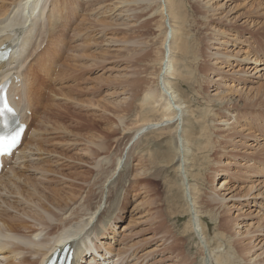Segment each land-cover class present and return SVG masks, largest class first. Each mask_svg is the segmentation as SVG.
<instances>
[{"label":"bare ground","instance_id":"obj_1","mask_svg":"<svg viewBox=\"0 0 264 264\" xmlns=\"http://www.w3.org/2000/svg\"><path fill=\"white\" fill-rule=\"evenodd\" d=\"M0 1L2 2L0 47L6 44L12 48L10 59L0 65V84L10 81L9 89L13 105L27 126L21 146L11 156L4 158V168L0 174V255H3V258H9L5 264H45L53 251L59 247L62 248L65 244H69L74 250L72 264H126V260L121 255L132 251L135 253L137 249L127 244L120 245L115 236L112 237L116 235L118 223L122 221L120 214L123 210L119 209L118 204L123 193L121 191L123 186L119 185L120 181L122 182L121 179H117V182L115 180L113 184L111 182L121 168H124L123 165L126 164L125 161L129 152L131 153L132 146L138 143L140 137L153 130L171 129V127L174 129L173 134L176 135L177 153L173 164L176 165V172L181 177L190 226L201 246L203 264H225L209 246L206 227L202 224L197 208L196 199H198L199 191L196 183L189 181V177H193L192 170L195 168L193 162L203 154L204 148L199 145L200 137H197V124L200 121L192 116L187 94L180 87V80L186 77L195 83H207L214 88L215 93L213 95L210 93L211 102L226 109L222 110L225 116L219 122L224 132L220 136L227 133V136L220 139L222 141L224 138L221 155L233 159L238 166L235 170L230 166L229 160L223 161L222 168L214 174L215 182L220 179L218 184L221 185L216 186L214 193H211V201L223 207L235 219L236 233L233 240L239 236H243L241 238L256 236L255 240L249 241L253 247L250 251L252 257L249 258L248 263L254 262V259L264 254V137L259 136L258 133L252 134L254 126L264 130L262 114L264 112V53L252 45L256 28L264 31V28H258L264 27V9L261 4L256 3V0H192L204 13L212 16L213 25L210 28L212 32L204 41V50L201 51L198 47L191 48L188 41L182 38L186 34L181 35L182 30L180 28L174 30L176 27L171 24L169 8H179L180 1L164 0L165 8L162 10H167L164 12V23L170 31L162 42L163 62L158 79L160 92L152 89L145 92V103L151 104L148 110L155 112L157 119L141 125L136 135L129 138L117 159L116 168L102 186L104 191L101 196L94 199L99 201L90 204L88 209L90 214H87L89 218L84 220V215L79 214L81 211L75 214L72 208L82 199V193H79L77 189L80 188L77 180L87 185L89 183L87 176L90 175V171L85 174L80 172L66 174L64 168L58 171L48 169L47 161L45 163L41 161L45 159L41 153L43 145L49 142L48 139H42L40 134V136L36 134V137L30 141H27V138L33 125L36 126V132L40 127L43 128L42 133L46 136L49 133V124L53 120L50 117H43V127L39 119L41 111L47 109L43 103L45 95L43 86L46 88L51 85L52 80L61 82L63 77H68L66 75L68 70L72 71V75H76L77 71L83 69L85 72L84 69L93 68L96 63L95 54L85 55L86 51L81 48L76 50V55L71 56V50V55L67 53L68 56H66V43L55 40L58 32L65 33L66 30L64 25L65 28H60L59 31L57 23L64 22L63 14L71 12L64 11L60 6V0ZM115 1L114 6L120 11L118 16H123L126 10L122 9L128 6L127 0ZM138 1L144 2V0L131 2L136 4ZM79 2H86L87 7H90L92 21L88 22V31L91 35L93 30L97 35V0H78L77 6ZM149 5L157 6V0H149ZM241 8H244L245 12L237 14ZM129 14L130 12L128 17ZM205 18L209 20L208 16ZM174 32L176 39L180 41L181 56L177 63H172L170 60L175 43ZM78 33L76 29L75 35ZM245 33L251 35L246 37ZM111 43L114 45L115 42L112 40ZM91 45L93 49L96 48L95 41H92ZM84 60L88 62L76 65V62ZM70 62L74 64L70 66ZM188 63H191L193 67ZM181 64H185V67L180 66ZM208 65H212L213 68L210 74L203 75ZM182 68L187 72H183ZM127 94L130 97L133 91L127 90ZM94 105L97 108V104ZM213 152L218 156V151ZM241 152L247 156H241ZM254 152L259 153L261 157ZM97 155V150H92V158ZM127 165L129 164H126V167ZM71 168L69 166L68 169ZM241 176L257 178V180L248 188H244V186L241 187ZM110 185H114L113 197L105 201L107 206L105 204L102 208L105 188L108 189ZM90 195L91 191L87 194L88 200L91 201ZM246 207H253L252 211L249 212ZM70 212L71 215L68 216ZM235 213L236 216H234ZM73 215L76 217L73 218ZM253 220L257 222L253 223ZM125 237H122L121 244L125 241ZM112 240H115L120 248L110 245ZM256 240L260 242L255 244ZM164 242L159 243V246ZM159 246L151 251L157 252L158 259L155 262L167 264L161 252L165 245L161 246V251ZM28 255L38 259L27 258ZM150 259L153 260L144 255L142 260H147L146 263L149 264ZM16 260L19 262L16 263ZM140 260L141 257L138 258V261ZM138 261L137 264H141Z\"/></svg>","mask_w":264,"mask_h":264},{"label":"rangeland","instance_id":"obj_2","mask_svg":"<svg viewBox=\"0 0 264 264\" xmlns=\"http://www.w3.org/2000/svg\"><path fill=\"white\" fill-rule=\"evenodd\" d=\"M131 1L127 0L128 6L122 9L126 10V13L118 16L120 11L114 6L115 0H97V35L93 30H91L93 34L90 35L88 22L92 21V14L87 3L79 2L77 6L78 0H60V6L64 11L71 12L66 15L64 13V22L57 23L59 31L60 28H65L64 25H66V30L65 33L58 32L55 40L66 43V56L71 53V50L72 55H70L74 56L76 50L82 48L86 51L85 55L95 54L96 63L93 68L84 69L85 72L83 69L77 71L76 75H72V71L68 70L66 72L68 77H63L61 82L52 80L51 85L46 88L43 86L45 92L43 103L47 109L41 111L39 119L42 125L43 117H50L53 120L49 124V133L46 136L42 133L43 128L40 127L36 132V126L33 125L28 134L29 138H27V141H30L36 137V134H40L42 139H48L49 142L43 145L41 153V156L45 158L41 161L44 163L47 161L48 169L58 171L64 168L66 174L78 172L85 174L90 171V175L87 176L89 180L87 185L77 180L80 187L77 189L79 193H82V199L72 208L75 214L81 211L79 214L84 215V220L89 218L87 214H90L88 212L90 204L99 201V199H94L101 196L104 191L102 186L116 168L117 159L122 154L129 138L136 135L141 125L157 119L155 112L148 110L151 104L145 103V92L148 89L160 92L158 79L163 62L162 42L167 32L170 31L164 23V12L167 10H162L165 8L164 0H157V6H150L149 0H144L143 3L138 1L137 5ZM179 1L181 3L179 8H169L171 24L176 27L174 30L177 28L182 30L181 35L186 34L182 38L188 41L191 48L198 47L203 51L204 41L212 32L210 30L213 25L212 16L204 13L192 0ZM7 3L10 4V2ZM256 3L261 4L264 9V0H256ZM129 4H132L131 7ZM127 9H130L129 17ZM243 12L245 9L241 8L237 14ZM207 16L209 20L205 18ZM76 29L79 31L78 35H75ZM254 34L253 47L264 53V31L256 28ZM244 35L249 37L251 34L245 33ZM112 40L116 44L113 45ZM92 41L96 42L95 49L92 48ZM174 42L173 56L170 60L172 63H177L181 53L179 51L180 41L176 39V34ZM84 62L88 61L76 62V65ZM70 63V66L74 64V62ZM188 65L193 67L191 63ZM180 66L185 67V64ZM211 68H213L212 65H208L203 75L210 74ZM181 70L187 72L184 68ZM180 83L181 90L187 94L192 116L200 121L197 124V137H200L199 145L204 148V152L194 160L193 177H189V181L196 183L199 191L197 192L198 199H196L197 208L202 224L206 227L209 246L225 264H264V254L256 259L252 258L254 262L248 263L249 258L252 257L250 251L253 247L249 241L255 240L256 236L252 235L247 238L239 236L233 240L236 233L234 231L235 219L223 207L211 201L215 187L221 185L218 184L220 179L215 182L214 174L222 168L223 161L229 160L230 166L235 170L238 169L233 159L221 155L224 138L222 141L220 139L227 136V133L220 136L224 132L219 122L225 116L222 110L226 109L211 102L210 93L213 95L215 92L210 84H198L191 81L189 77L181 79ZM127 90L133 91L130 97H128ZM93 94L97 97L95 98ZM90 101L93 102L92 105L96 103L97 108L95 105L92 106ZM143 105L144 110L142 111ZM262 114L264 115V112ZM173 131V127L171 129L160 128L140 137L138 145L135 144L132 148L130 146L131 153L129 152L128 158H125L126 164L129 165L127 167L126 164L123 165L125 169L121 168L122 172H118L112 179L111 184L121 179L122 182L120 181L119 185L123 186L121 190L123 193L118 204L119 209L123 210L120 214L122 221L118 223L116 235L112 237L115 236L120 245L127 244L137 249L135 253L131 252L132 256L130 252H126L128 258L124 254L121 255L126 260V264H137L140 257L141 260L138 263L145 264L148 259L142 260L144 255L153 258V260L150 259L149 264H156L157 252L152 253L151 251L159 246V243L164 242L165 237L172 247L169 246V242L165 241L164 244H160L159 248L160 251L163 249L161 252L167 264H176L177 261V264H203L201 246L190 226L181 177L176 172V165L173 164L177 156L176 135ZM252 131H254L252 134L258 133L259 136L264 137V130H260L259 126H254ZM92 150L98 152L94 158H92ZM214 150L218 151V156L214 155ZM255 154L261 157L259 153ZM241 156L247 155L241 152ZM98 163H100L99 166ZM69 166L72 168L68 169ZM240 178L241 187L244 186V188H248L257 180V178L250 179L248 176ZM113 186L105 188L102 208L105 207V201L113 197ZM89 191H91V201L87 196ZM246 208L251 212L253 207ZM252 222L256 223L257 220ZM122 237H125L123 244H121ZM116 241H110V245L120 248ZM259 242L260 240H256L255 244ZM162 245L166 248L164 246L161 249ZM166 249L169 252H166ZM26 257L32 260L38 259L30 255ZM8 259L0 255V264H5ZM228 259L230 262L227 263ZM18 262L19 260H16V263Z\"/></svg>","mask_w":264,"mask_h":264},{"label":"snow or ice","instance_id":"obj_3","mask_svg":"<svg viewBox=\"0 0 264 264\" xmlns=\"http://www.w3.org/2000/svg\"><path fill=\"white\" fill-rule=\"evenodd\" d=\"M8 114L15 115L14 110L5 101L3 108H0V123L4 132L0 133V153L9 152L19 141L20 131L12 128L14 121L8 119Z\"/></svg>","mask_w":264,"mask_h":264}]
</instances>
